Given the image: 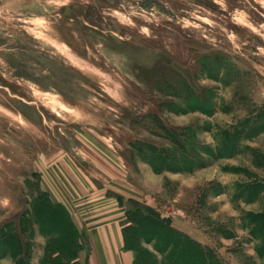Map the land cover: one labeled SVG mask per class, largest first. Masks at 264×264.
<instances>
[{"label":"rangeland","instance_id":"obj_1","mask_svg":"<svg viewBox=\"0 0 264 264\" xmlns=\"http://www.w3.org/2000/svg\"><path fill=\"white\" fill-rule=\"evenodd\" d=\"M258 215L264 0H0V264H87L100 218L133 264H264Z\"/></svg>","mask_w":264,"mask_h":264},{"label":"crops","instance_id":"obj_2","mask_svg":"<svg viewBox=\"0 0 264 264\" xmlns=\"http://www.w3.org/2000/svg\"><path fill=\"white\" fill-rule=\"evenodd\" d=\"M97 226L92 227L95 233L94 239H87L90 243L89 256L85 257L87 264H133L134 253L123 245L121 227L118 231L116 224L105 221V218L99 219ZM78 227V226H77ZM81 234L82 230L78 227ZM80 251L77 256L80 260ZM99 253V256L95 255ZM96 256L98 261L95 262ZM100 260V261H99Z\"/></svg>","mask_w":264,"mask_h":264},{"label":"trees","instance_id":"obj_3","mask_svg":"<svg viewBox=\"0 0 264 264\" xmlns=\"http://www.w3.org/2000/svg\"><path fill=\"white\" fill-rule=\"evenodd\" d=\"M259 214H260V213H259ZM258 216H260V217H261V216H264V215H258Z\"/></svg>","mask_w":264,"mask_h":264}]
</instances>
